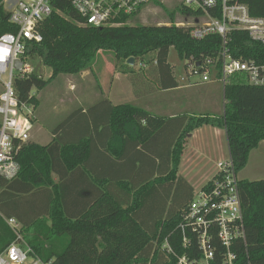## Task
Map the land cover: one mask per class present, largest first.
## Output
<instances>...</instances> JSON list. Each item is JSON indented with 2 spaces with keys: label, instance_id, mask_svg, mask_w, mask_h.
<instances>
[{
  "label": "trees",
  "instance_id": "16d2710c",
  "mask_svg": "<svg viewBox=\"0 0 264 264\" xmlns=\"http://www.w3.org/2000/svg\"><path fill=\"white\" fill-rule=\"evenodd\" d=\"M240 1L248 5L252 15L264 18V0ZM51 4L52 13L37 27L41 41L27 42L25 49L27 58H39L51 74L45 79L34 70L24 77H16L14 89L22 103L35 106L37 99L31 94L32 89H43L60 73L77 74L88 69L100 50L112 51L124 67H129L125 63L129 57L144 60L147 54L155 52L152 60L172 74L167 62L170 47H174L180 59H186L215 57L222 45L218 35L194 40L188 28L174 25H84L80 24L83 19L70 0H52ZM163 10L170 19L177 11H185L179 3L173 10L165 7ZM133 16L122 17V21ZM8 19L9 13L0 0V35L16 31L17 27ZM226 48L234 58L264 64V44L250 39L245 31H232ZM241 79L239 75L231 76L224 85L221 116L180 118L184 125L169 148L170 165L164 174L138 185L117 181L114 191L101 189L100 196L76 217L64 211L60 182L53 180L52 173L57 172L61 181L68 172L85 163L91 140L82 137L76 142L62 143L54 137L46 145L24 143L14 157L18 164L15 176L10 179L0 176V252L16 240V234L5 220L14 212L23 242L44 263L177 264L179 256L189 253L182 246L178 229L181 214L192 199V193H183L178 176L187 134L203 125L224 129L229 156L237 173L247 164L251 151L264 141V86L242 83ZM165 121L131 104L110 106L107 151L121 157L127 141L145 143ZM238 186L245 243L240 239L233 242V264H264V179H240ZM161 188L165 189L163 195ZM177 188L185 195L184 201L176 209H170L168 212L172 210V213L166 217L146 208L148 201L157 203L160 197L168 198L169 193L171 196L173 190L176 193ZM42 191L48 192L49 200L39 199L38 204L30 207L28 201L36 194L41 196ZM16 208L18 211H13ZM213 243L217 247L216 264H220L222 246L217 239ZM191 248L198 255L196 244Z\"/></svg>",
  "mask_w": 264,
  "mask_h": 264
},
{
  "label": "built area",
  "instance_id": "2783aa9c",
  "mask_svg": "<svg viewBox=\"0 0 264 264\" xmlns=\"http://www.w3.org/2000/svg\"><path fill=\"white\" fill-rule=\"evenodd\" d=\"M84 25L95 27L128 24L122 17L140 15L149 7H160L157 0H70ZM52 0H2L9 13V22L17 27L13 33L0 35V47L9 49L0 60V176L10 179L15 176L18 164L15 155L28 142L34 118L31 103L18 101L14 89L16 77L34 72L30 59L25 56L27 42H39L42 37L37 30L53 10ZM185 11H177L167 21L155 25L188 28L189 36L201 40L209 35H218L222 40L215 57L185 59L188 76H198V83L219 82L224 88L229 78L241 76L242 83L264 86V64L254 60L234 58L226 48L230 33L242 30L250 39L264 44V18L250 13L247 4L240 0H179ZM21 65L16 68V62ZM144 66V64H141ZM182 79H184L182 77ZM216 171L188 203L181 214L178 229L182 246L189 250L177 258V264H216L217 239L222 246L220 264H233V242L245 243L244 220L239 194V178L231 157L218 160ZM16 234V240L0 252V264H49L36 257L19 234L20 224L14 218L5 219ZM193 243L198 255H194ZM165 242L164 247H167ZM193 250V251H192Z\"/></svg>",
  "mask_w": 264,
  "mask_h": 264
},
{
  "label": "crops",
  "instance_id": "0c3cea01",
  "mask_svg": "<svg viewBox=\"0 0 264 264\" xmlns=\"http://www.w3.org/2000/svg\"><path fill=\"white\" fill-rule=\"evenodd\" d=\"M102 55L101 52L103 64L110 61L102 58ZM135 63L129 67L118 64L120 70L115 67L117 63L114 67L110 66L113 72L111 81L90 84L84 80L75 84H63L66 93H72L70 96L75 98L72 97V101L79 100L88 105L99 104L87 107L86 115L85 109H81L77 118L66 123L64 129L50 133L44 124H38L40 119L35 113L36 119L33 120L28 141L46 145L54 137L62 143L76 142L82 137L91 140L89 158L85 163L72 169L61 181L57 172L52 173L53 180L60 182L63 209L70 217L81 214L100 196L101 189L114 191L117 181H130L138 185L164 174L170 165L169 148L184 125L180 119L182 116H221L224 112L225 100L219 82L200 84L190 76L178 80L173 70L171 74L166 69H161L155 60L149 64L145 59L140 60V65L144 66L141 65L142 74H139L133 69ZM198 85L201 88H194ZM96 88L101 91L99 95L95 94ZM121 104H131L154 116L163 117L166 121L145 143L127 141L123 155L117 157L107 151L110 138L109 112L110 106ZM165 132H170L171 137L165 144L160 143V137ZM120 146L121 144L118 145L119 148ZM227 149V137L222 128L203 125L187 134L178 171L184 194L193 193L212 178L216 162ZM143 171H146V177L134 181ZM159 190L163 195L165 189ZM39 195L36 194L28 201L30 207L38 204L39 199L44 202L49 200L47 191H42V197ZM24 207L27 209V205ZM10 216L8 218H16L14 212Z\"/></svg>",
  "mask_w": 264,
  "mask_h": 264
},
{
  "label": "rangeland",
  "instance_id": "374dc122",
  "mask_svg": "<svg viewBox=\"0 0 264 264\" xmlns=\"http://www.w3.org/2000/svg\"><path fill=\"white\" fill-rule=\"evenodd\" d=\"M160 2V7H149L142 11L140 15H135L130 18L128 25H155L157 21H167L168 14L163 10V7L169 10H173L175 6L179 3V0H157ZM101 52L102 58L109 59L110 61L102 63L101 60ZM155 57V52H151L147 54L144 58L146 62L149 64L151 63L152 58ZM29 61L33 65V69L36 71L38 75L43 78H48L51 74L50 68L42 65L41 60L39 58H30ZM117 63V66L115 64ZM126 62V61H125ZM167 62L171 66L172 70L174 71V75L178 78H188L187 72L185 70V59H180L177 55L176 50L174 47H170ZM118 64L122 66L123 62L117 61L115 55L112 51H103L100 50L91 65L88 69H85L77 74H64L60 73L57 77L52 80L46 87L41 90L32 89L31 94L35 96L37 99V104L34 106V118L36 119L35 113L40 119L38 124L45 125L46 128L50 130V133H53L56 129H64L66 123L72 121V119L77 118L79 111L81 109H85V115L87 114V107L89 106H98L99 104H90L88 105L87 102H81L79 100L72 101V97L70 94L66 93L65 89L62 87L63 84H71V83H78L84 80L88 81L90 84H98L101 81H111L113 78L112 68L110 66L117 67V69H121L118 67ZM124 66V65H123ZM134 71L139 74H142V67L140 65V60H137L134 66ZM193 80H198L199 77L192 75L190 76ZM77 88V87H76ZM79 88V87H78ZM194 88H201L199 85L195 86ZM75 90V89H74ZM2 91V84L0 81V92ZM80 89L77 90L79 92ZM101 93L100 89H95V94L99 95ZM69 97V98H68ZM92 97H95L93 95ZM73 99H75L73 97ZM196 111V110H195ZM171 133L165 132L160 137V143H166L167 140L170 139ZM77 139V138H76ZM223 142H225L223 140ZM228 149L225 150L224 154L222 155L220 160L227 159ZM238 178L245 179L249 181L264 179V141H262L256 149H253L249 155V159L247 164L241 169L238 173ZM146 177V171H143L141 174L137 175L134 178V181L141 180ZM177 185V184H176ZM176 185H174L176 187ZM181 187V186H180ZM175 193L174 191L171 192V196L169 193L168 198H165V201H162L160 197L157 200V203L153 200L148 201L146 208L150 210L153 209L154 212L164 215L165 217L168 213H172L171 211L168 212L170 209H176L179 207L180 203L184 201L185 195L182 193V190H179ZM198 188L192 193L191 198L196 197V193L198 192ZM163 202V203H162ZM166 202L168 206L165 207ZM164 208H166L164 212ZM164 213V214H163Z\"/></svg>",
  "mask_w": 264,
  "mask_h": 264
},
{
  "label": "clouds",
  "instance_id": "9594fccd",
  "mask_svg": "<svg viewBox=\"0 0 264 264\" xmlns=\"http://www.w3.org/2000/svg\"><path fill=\"white\" fill-rule=\"evenodd\" d=\"M9 53V49L7 47H0V60L4 59Z\"/></svg>",
  "mask_w": 264,
  "mask_h": 264
},
{
  "label": "water",
  "instance_id": "95a60500",
  "mask_svg": "<svg viewBox=\"0 0 264 264\" xmlns=\"http://www.w3.org/2000/svg\"><path fill=\"white\" fill-rule=\"evenodd\" d=\"M135 63V58L134 57H129L126 59V64L128 65H133ZM21 65V62L20 61H17L16 62V68H19Z\"/></svg>",
  "mask_w": 264,
  "mask_h": 264
}]
</instances>
